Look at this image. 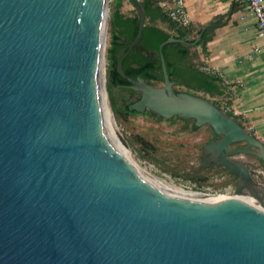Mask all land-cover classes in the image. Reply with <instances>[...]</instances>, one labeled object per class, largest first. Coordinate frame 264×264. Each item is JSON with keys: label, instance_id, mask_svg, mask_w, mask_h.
I'll list each match as a JSON object with an SVG mask.
<instances>
[{"label": "water", "instance_id": "water-1", "mask_svg": "<svg viewBox=\"0 0 264 264\" xmlns=\"http://www.w3.org/2000/svg\"><path fill=\"white\" fill-rule=\"evenodd\" d=\"M116 69L149 109L208 124L144 139L106 94L107 0H0V264H264L263 136L221 103ZM198 37L191 41L194 43ZM116 41L122 42L121 38ZM126 93L124 99H128Z\"/></svg>", "mask_w": 264, "mask_h": 264}, {"label": "crops", "instance_id": "crops-1", "mask_svg": "<svg viewBox=\"0 0 264 264\" xmlns=\"http://www.w3.org/2000/svg\"><path fill=\"white\" fill-rule=\"evenodd\" d=\"M137 1L140 3L142 0ZM150 1L152 6H159L166 14L172 5V0ZM134 6L132 0H123L121 10L129 13ZM186 7L190 16L187 25L191 30L185 35L189 36L190 42L184 43L186 52L182 62H175V66L192 68L193 64L205 63L218 69L222 76L237 81L232 92L221 77L212 76H208L214 87L212 90L197 86L188 89L229 107L263 136L264 145V35L257 33L254 16L239 0H186ZM152 19L154 23L167 27V21L160 16ZM212 24L208 32L210 37L203 47L199 42L201 32ZM169 30L175 32L173 28ZM196 30L199 31L195 35ZM167 55L169 59L176 60L172 52L168 51ZM181 87L186 89L183 84Z\"/></svg>", "mask_w": 264, "mask_h": 264}, {"label": "trees", "instance_id": "trees-1", "mask_svg": "<svg viewBox=\"0 0 264 264\" xmlns=\"http://www.w3.org/2000/svg\"><path fill=\"white\" fill-rule=\"evenodd\" d=\"M123 0H109L108 1V32L109 40L107 48L108 56V72L106 76V89L109 92L110 104L115 109V100L111 92H117L121 89L125 94H129L128 100L124 99V94L121 96L123 101L122 107L119 108L121 113H136L138 111L134 109H128L127 103L133 101L139 96V91L134 89L127 90L125 87L129 84V81L124 78L116 69V56L118 49L126 42L133 39L137 32L139 23V13L134 6L129 13L123 12L121 10V5ZM150 0H142L140 5L143 7L145 12V20L141 30L140 37L138 40L129 47H126L121 53V69L122 71L131 76L136 77L137 75L142 76L146 81L157 85L163 82V75L160 66V59L158 53L159 43L167 38L168 36L182 37L185 34L190 33V27L188 25L177 24L171 20L166 12L162 10L159 6H152ZM160 16L163 21H167V27L164 28L153 22V17ZM215 24V23H213ZM211 26H207L201 32L199 42L204 44L206 40L210 37L208 33ZM173 28L175 32L169 29ZM199 30L195 31V35ZM117 38H121L123 41H116ZM185 42L179 40L166 41L162 45V53L165 59L166 69L169 74V78L175 81L174 87L177 89H182L181 84L186 86V90H189L191 86H197L204 88L205 90H212L214 87L208 79V76L217 77L218 76L208 73L200 68L202 63H196L192 65V68H184L182 66H175L176 63H181L183 56L186 52ZM170 51L175 56L176 60H171L168 58L167 52ZM191 81H194L192 84ZM192 91V90H189ZM194 92V91H192ZM231 111V110H230ZM143 112L155 115L157 118H162L159 114L151 112L149 109H145ZM232 112V111H231ZM235 114V113H234ZM236 115V114H235ZM168 119L173 120H183L184 126H186L187 119L176 116H171ZM190 119V129L197 127L193 123V119ZM212 130V129H211ZM213 137L217 136L212 131Z\"/></svg>", "mask_w": 264, "mask_h": 264}, {"label": "rangeland", "instance_id": "rangeland-1", "mask_svg": "<svg viewBox=\"0 0 264 264\" xmlns=\"http://www.w3.org/2000/svg\"><path fill=\"white\" fill-rule=\"evenodd\" d=\"M108 1L109 0H107V7ZM108 40L109 32L108 25L106 24V46L108 45ZM106 94L109 99V92L107 89ZM111 94L115 100V109L112 107L114 112L127 128L144 139L175 146H202L203 143L213 137L211 127L208 124L197 125L196 128L190 129V119H187L186 126H184L183 120L177 119L171 121L168 118H157L155 115L143 111L136 113H121L119 111V108L123 105L121 96H123V94L125 96V93L121 89H118L117 92H111Z\"/></svg>", "mask_w": 264, "mask_h": 264}, {"label": "built area", "instance_id": "built-area-1", "mask_svg": "<svg viewBox=\"0 0 264 264\" xmlns=\"http://www.w3.org/2000/svg\"><path fill=\"white\" fill-rule=\"evenodd\" d=\"M245 6L248 13L254 16L256 30L259 35H264V2L263 0H239ZM168 17L177 24L187 25L190 22L189 12L186 7V0H172V5L167 9ZM241 17H244L242 14ZM200 68L208 73L214 74L223 79L226 86L233 91L237 81H233L221 75L215 67L202 63ZM229 109V107H226ZM235 112V111H234Z\"/></svg>", "mask_w": 264, "mask_h": 264}, {"label": "flooded vegetation", "instance_id": "flooded-vegetation-1", "mask_svg": "<svg viewBox=\"0 0 264 264\" xmlns=\"http://www.w3.org/2000/svg\"><path fill=\"white\" fill-rule=\"evenodd\" d=\"M127 90H130L131 88L127 85L126 87H125ZM136 91V90H135ZM219 135H217V136H215V137H218ZM212 138H214V137H212ZM211 138V139H212Z\"/></svg>", "mask_w": 264, "mask_h": 264}]
</instances>
